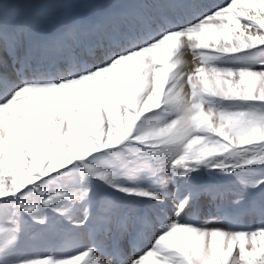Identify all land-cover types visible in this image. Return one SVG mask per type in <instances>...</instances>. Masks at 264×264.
<instances>
[{"label":"snow or ice","instance_id":"1","mask_svg":"<svg viewBox=\"0 0 264 264\" xmlns=\"http://www.w3.org/2000/svg\"><path fill=\"white\" fill-rule=\"evenodd\" d=\"M240 5L264 15V0H115L46 32L52 9L82 6L0 0V264H264V34L233 31ZM247 26L264 30V19L247 15ZM185 37L200 56L188 74ZM226 182L239 189L231 222L258 215L257 227L188 219ZM50 216L101 219L109 248L21 255L28 226Z\"/></svg>","mask_w":264,"mask_h":264},{"label":"rangeland","instance_id":"2","mask_svg":"<svg viewBox=\"0 0 264 264\" xmlns=\"http://www.w3.org/2000/svg\"><path fill=\"white\" fill-rule=\"evenodd\" d=\"M210 1L211 4L213 5L215 4L223 5L226 2H229V0H201V2L205 4ZM48 2L55 4H71V5L82 6V7H74L71 9H59V8L52 9L50 12V19L46 23L41 25V30L46 32H54L68 18L69 14L90 15L93 10L88 8L87 7L88 5L109 4L115 2V0H48ZM176 2H181V0H176ZM260 11L261 10L259 8H252L247 5H240L237 8V12L238 13L244 12L245 16L241 18L239 28H237V26H235L234 24L232 25L233 31L244 32L246 35H253V36L257 34H264V30L258 31V28L256 26L253 27L247 26V15H255L257 19H264V15H257ZM172 14L175 15L176 11L174 10ZM224 23H228L227 19L224 20ZM208 44L209 47L205 49V52H207L210 55H215L216 54L215 48L224 45L225 40L223 37H220L218 41H213V40L208 41ZM185 50H188L190 53L195 55L198 61V66L195 65L196 67L191 69H186V68L182 69L185 74H188L193 72L197 67L200 66V56H199V49H195V52L197 51L196 53L192 51L193 50L192 42L188 41L187 37H185V39L183 38L180 53H182V51ZM76 54L81 57L87 58L88 49L87 48L77 49ZM254 59L258 60L259 54H257V56L254 57ZM65 66L66 65L61 64L60 67L64 68ZM204 66L206 68L209 67V65L207 64H205ZM255 70L257 71L259 70L258 65ZM8 71L9 73H11V68H9ZM13 79H15L14 76ZM230 79L238 80L239 79L238 74L231 77ZM179 91L181 95H187L190 98L191 86L187 84V82L184 83L183 87L179 89ZM221 187H222V195L217 199L215 204L206 203L202 205L200 212L197 213L194 217L193 216L188 217V219H195L200 224L205 223L209 219H214L217 222L211 224L210 227H216L223 230H230L233 228H235L236 230H240V229L247 230L257 227L261 223L260 217L258 215L244 214L240 216L237 224L234 225L231 222L230 201L232 200L235 192H237L239 189L234 182H226ZM73 209H74L72 210L73 216L76 217L77 220L81 219L83 217V209L78 206H74ZM104 227L105 225L103 224L102 220L99 218H97L94 222L89 223L87 227H84L82 225L78 227H71L68 225L67 221L61 220L58 216L56 217L50 216L49 224L47 227H43L35 223L30 224L28 226V228L21 237L19 252L21 255H28L39 258H42L41 254L56 252L62 254L64 258H68L71 255L78 254L79 250L86 249L87 247H92L94 244H102L104 248L108 249L111 242V238L108 230L106 229V227L105 228ZM100 231L101 232L103 231V233H101ZM104 232H107V234ZM100 234L102 235L100 236ZM74 239H76V241ZM246 240H247L245 245L246 249L248 251H251L252 245H251L250 237L246 238ZM142 247H143L142 245H137L138 250ZM238 252H239V248L237 245V247L234 248L232 255L230 256V259H232L233 256L238 257ZM86 259H89V257H85V260ZM80 264H83V261H81ZM145 264H152V258H148Z\"/></svg>","mask_w":264,"mask_h":264},{"label":"bare ground","instance_id":"3","mask_svg":"<svg viewBox=\"0 0 264 264\" xmlns=\"http://www.w3.org/2000/svg\"><path fill=\"white\" fill-rule=\"evenodd\" d=\"M208 4H211V1L210 2H207ZM206 3V4H207ZM185 19H187V18H190V17H188V16H185L184 17ZM226 22V21H225ZM228 22V21H227ZM235 25V24H234ZM236 26V25H235ZM222 37V36H221ZM185 39V38H184ZM184 43H185V41H184ZM190 44V43H189ZM187 45V44H186ZM185 46V45H184ZM188 49V48H187ZM192 51H194V53H196L195 52V50L193 49ZM179 60H180V67L182 68V69H191V68H194V67H196L195 65H197L198 66V61H197V57L195 56V55H193L192 53H190L188 50H185V51H182V53H180V56H179ZM74 210V209H73ZM100 222V221H99ZM98 222V223H99ZM101 225V224H100ZM102 226V225H101ZM97 228V227H96ZM103 228V227H102ZM105 228V227H104ZM101 229V228H100ZM97 230V229H96ZM79 232H80V230H79ZM101 232V231H100ZM91 233H92V231H91ZM101 233H103V231L101 232ZM104 233H106L107 234V232H104ZM90 234V233H89ZM102 234H100V236H101ZM105 236V235H104ZM74 237V236H73ZM75 241H76V239H74ZM105 242V241H104ZM77 243V242H76ZM96 243V242H95ZM107 243V242H106ZM82 244V243H81ZM106 249V248H105ZM107 250V249H106ZM127 253L128 254H131V252H132V248H128L127 250Z\"/></svg>","mask_w":264,"mask_h":264}]
</instances>
